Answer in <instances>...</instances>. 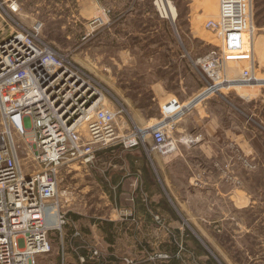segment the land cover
Here are the masks:
<instances>
[{"label": "rangeland", "instance_id": "374dc122", "mask_svg": "<svg viewBox=\"0 0 264 264\" xmlns=\"http://www.w3.org/2000/svg\"><path fill=\"white\" fill-rule=\"evenodd\" d=\"M161 1L176 9L174 20L168 10L167 18H161ZM12 2L16 12L9 8ZM251 2L256 31L245 56L226 59L223 74L231 80L249 68L250 54L264 75V0ZM217 16L218 0H0V37L10 32L37 36L113 96L107 94L115 109L124 110L126 128L143 129L161 119L160 106L173 96L187 100L206 86V75L192 62L218 51L217 38L204 29ZM243 92L250 97H241ZM208 103L204 132L209 139L201 141L195 126L193 141L178 147L198 148L203 142L210 157L177 169L197 184L219 182V189L203 190L189 204L152 211L158 229L141 237L149 250L138 256L130 253L134 238L111 229L110 239L120 249L118 264L145 259L150 264H264V88H236ZM149 155L152 161L154 155ZM93 172L78 166L59 172L61 210L84 217L115 210L140 227L124 190L106 187L98 170ZM225 190L233 192L232 198L217 194ZM59 234L51 232L53 251L40 264L60 263Z\"/></svg>", "mask_w": 264, "mask_h": 264}, {"label": "built area", "instance_id": "2783aa9c", "mask_svg": "<svg viewBox=\"0 0 264 264\" xmlns=\"http://www.w3.org/2000/svg\"><path fill=\"white\" fill-rule=\"evenodd\" d=\"M9 8L16 12L18 7L12 2ZM158 12L167 18L164 10ZM252 12L251 0H218L216 20L204 24L217 38L218 51L192 62L206 75V86L187 103L175 97L164 103L161 119L143 129L126 128L124 110L115 109L106 90L68 56L33 34L2 35L0 264H40L52 253L50 234L66 224L58 194L63 168H90L100 153L115 147L142 148L147 156L176 154L180 144L193 141L174 137L179 118L236 88H264L254 55L247 58L249 68L239 78L223 74L226 59L245 56V46L252 45ZM33 30L38 32L36 26ZM98 255L97 250L91 252V258Z\"/></svg>", "mask_w": 264, "mask_h": 264}, {"label": "crops", "instance_id": "0c3cea01", "mask_svg": "<svg viewBox=\"0 0 264 264\" xmlns=\"http://www.w3.org/2000/svg\"><path fill=\"white\" fill-rule=\"evenodd\" d=\"M163 88L162 85L158 87L160 90H164ZM173 97L180 103H187L191 99L179 100L176 96ZM208 102L198 105L194 110L179 118L175 128L176 138H188L196 135L192 133L196 126L200 127L199 134L197 133L199 139L201 141L209 139L208 134L204 132L206 128L204 125L206 123L205 117L208 116L205 108L209 105ZM201 112L204 116L201 115ZM176 153L172 159H164L153 153L152 161L148 159L142 148L123 149L122 147H115L100 153L95 164L93 163L90 168L94 172L98 170L100 181L106 187L113 190H124L127 203L133 209L140 227L137 229L133 227L127 218L122 219L115 210L108 216L96 217H84L77 211L74 214H66V224L59 234L60 241L57 248V255L60 259L59 264L63 261L67 264L120 263L121 258L118 254L120 249L117 247L116 242L110 239V230L114 228L123 231V235L134 238L132 242L135 245H130V247H133V252L130 253L136 252L137 256L146 253L149 249L140 243V239L152 229H158L152 211H157V207L163 205L169 207L172 204H189L197 194L202 195L205 191L219 189V182L197 184L194 179L182 178L177 169L179 166L187 169L188 164L193 161L192 159L201 156L203 158L210 157L203 142L201 145L199 144L198 148H188L181 145ZM177 182H182V186L179 187L176 184ZM218 193L224 198L228 197L229 194L230 198L233 196V192L229 190L228 192L225 190ZM235 194L237 198V193ZM158 214L164 218L167 217L165 214ZM124 221L127 223L123 227ZM108 225L110 230L107 229ZM76 234L78 235L76 236ZM130 244L132 243L130 242ZM95 249L100 251V254L91 258V252ZM205 256L207 257V255ZM209 261L211 260L209 259ZM137 263L150 264L147 259L137 261Z\"/></svg>", "mask_w": 264, "mask_h": 264}, {"label": "bare ground", "instance_id": "6f19581e", "mask_svg": "<svg viewBox=\"0 0 264 264\" xmlns=\"http://www.w3.org/2000/svg\"><path fill=\"white\" fill-rule=\"evenodd\" d=\"M161 3H162L161 4L162 7H160V6L159 7L163 8V10L166 12V14H167V10H168L170 15H171V19L174 20L176 18V9L171 5V3H163V1H161ZM245 48H246V46H245ZM244 52H246V50ZM240 95L243 98H249L251 94L249 92H247V93L243 92Z\"/></svg>", "mask_w": 264, "mask_h": 264}, {"label": "trees", "instance_id": "16d2710c", "mask_svg": "<svg viewBox=\"0 0 264 264\" xmlns=\"http://www.w3.org/2000/svg\"><path fill=\"white\" fill-rule=\"evenodd\" d=\"M170 210V212L172 213V211H171V209H169ZM108 229L110 230V226L108 225ZM187 234V233H186ZM188 235V234H187Z\"/></svg>", "mask_w": 264, "mask_h": 264}]
</instances>
